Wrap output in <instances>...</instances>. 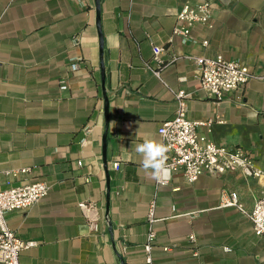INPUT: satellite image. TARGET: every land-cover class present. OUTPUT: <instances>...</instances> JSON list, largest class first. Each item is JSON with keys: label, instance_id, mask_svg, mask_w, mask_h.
Masks as SVG:
<instances>
[{"label": "crops", "instance_id": "crops-1", "mask_svg": "<svg viewBox=\"0 0 264 264\" xmlns=\"http://www.w3.org/2000/svg\"><path fill=\"white\" fill-rule=\"evenodd\" d=\"M201 1L99 0L98 29L95 0H0L1 186L49 187L5 215L16 236L36 242L20 264H264V237L248 214L264 176L234 170L189 182L174 172L160 184L134 151L145 138L161 142L158 128L183 90L187 117L212 120L197 132L242 148L264 171V0H209L211 26L195 23L183 41L176 15ZM154 45L176 58L161 80L147 67ZM218 54L254 75L220 100L201 87L195 62ZM222 191H235L242 209L221 206ZM79 202L95 209L84 213Z\"/></svg>", "mask_w": 264, "mask_h": 264}, {"label": "built area", "instance_id": "built-area-1", "mask_svg": "<svg viewBox=\"0 0 264 264\" xmlns=\"http://www.w3.org/2000/svg\"><path fill=\"white\" fill-rule=\"evenodd\" d=\"M211 9L209 0L194 5L184 4L176 15L177 23L173 34L180 36L183 41L191 40V27L195 23L211 26ZM202 44L206 45L207 41L204 40ZM165 52V47L154 45L152 62L147 64L152 74L160 80L162 69L176 59L175 57L165 59ZM195 62L201 87L218 100L227 92L238 91L254 77L246 65L237 60L225 59L221 54L212 57L199 56L196 57ZM60 88L65 89L66 84L61 83ZM186 96L183 90L175 93L177 104L175 116L163 122L158 128L161 142L169 148L167 153L169 173L161 180H157L158 183L168 182L170 175L174 172H180L189 182L197 180L204 173L219 175L234 170H240L245 177L264 176V171L254 166L251 157L242 148L216 144L206 135L197 132L198 125L210 126L212 120L206 122L190 120L186 115ZM112 166L118 169L119 162L114 161ZM25 170L20 169L19 171L24 172ZM3 171L0 167V176ZM48 188V184L44 181L3 188L0 181V264H20V252L36 244L34 241L19 238L6 226V213L33 205L48 194ZM220 205L242 209V204L235 191H222ZM78 206L87 214L95 209L92 202H79ZM155 206V201L152 200L147 208L149 226L147 243L144 246L147 252V263L151 262L150 249L155 238L152 227L155 221ZM248 214L255 235L264 237V190L254 201ZM87 218L89 227L96 230V219L89 216ZM189 239L193 240V235H190Z\"/></svg>", "mask_w": 264, "mask_h": 264}, {"label": "clouds", "instance_id": "clouds-1", "mask_svg": "<svg viewBox=\"0 0 264 264\" xmlns=\"http://www.w3.org/2000/svg\"><path fill=\"white\" fill-rule=\"evenodd\" d=\"M134 151L140 158L142 169L153 179L161 180L169 173L167 166L169 148L155 139L145 138L134 145Z\"/></svg>", "mask_w": 264, "mask_h": 264}, {"label": "water", "instance_id": "water-1", "mask_svg": "<svg viewBox=\"0 0 264 264\" xmlns=\"http://www.w3.org/2000/svg\"><path fill=\"white\" fill-rule=\"evenodd\" d=\"M95 8H96V15H97L96 24L98 26V29H100L99 28V0H95ZM99 44H100V51H101V49H102V37H101V35H100V42H99ZM104 147H105V145H103V149H104ZM104 161L106 162V159H104Z\"/></svg>", "mask_w": 264, "mask_h": 264}]
</instances>
